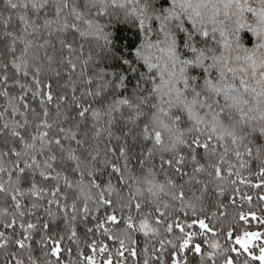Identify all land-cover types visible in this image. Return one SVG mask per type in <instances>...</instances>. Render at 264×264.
<instances>
[{"label": "snow or ice", "instance_id": "obj_1", "mask_svg": "<svg viewBox=\"0 0 264 264\" xmlns=\"http://www.w3.org/2000/svg\"><path fill=\"white\" fill-rule=\"evenodd\" d=\"M0 264H264V0H0Z\"/></svg>", "mask_w": 264, "mask_h": 264}]
</instances>
